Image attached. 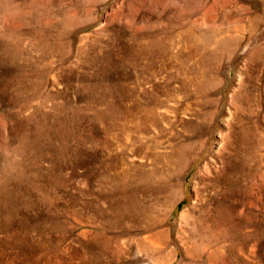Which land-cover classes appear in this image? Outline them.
I'll return each instance as SVG.
<instances>
[{"label":"rangeland","instance_id":"1","mask_svg":"<svg viewBox=\"0 0 264 264\" xmlns=\"http://www.w3.org/2000/svg\"><path fill=\"white\" fill-rule=\"evenodd\" d=\"M0 264H264V0H0Z\"/></svg>","mask_w":264,"mask_h":264},{"label":"bare ground","instance_id":"2","mask_svg":"<svg viewBox=\"0 0 264 264\" xmlns=\"http://www.w3.org/2000/svg\"><path fill=\"white\" fill-rule=\"evenodd\" d=\"M173 108V107H172ZM175 109V108H174ZM214 115V114H213ZM209 118V117H208ZM212 119V118H211Z\"/></svg>","mask_w":264,"mask_h":264}]
</instances>
